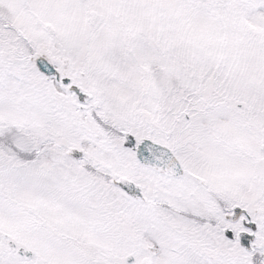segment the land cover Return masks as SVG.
<instances>
[{
	"label": "snow or ice",
	"instance_id": "1",
	"mask_svg": "<svg viewBox=\"0 0 264 264\" xmlns=\"http://www.w3.org/2000/svg\"><path fill=\"white\" fill-rule=\"evenodd\" d=\"M0 264H264V0H0Z\"/></svg>",
	"mask_w": 264,
	"mask_h": 264
}]
</instances>
